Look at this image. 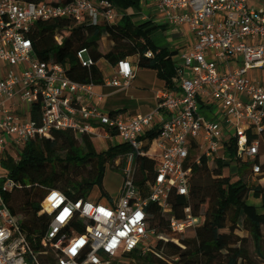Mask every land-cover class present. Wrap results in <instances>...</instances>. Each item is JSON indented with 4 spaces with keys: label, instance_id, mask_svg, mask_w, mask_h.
<instances>
[{
    "label": "built area",
    "instance_id": "built-area-1",
    "mask_svg": "<svg viewBox=\"0 0 264 264\" xmlns=\"http://www.w3.org/2000/svg\"><path fill=\"white\" fill-rule=\"evenodd\" d=\"M155 13L169 28L186 27L194 38L174 60L173 87L154 91L156 107L148 113H107L102 88L131 86L129 60L118 61L100 86L74 82L67 65L37 58L28 32L39 21L60 19L115 25L119 13L113 4L0 0V264H121L134 251L146 253L154 246L151 240L157 241L148 227V207L167 214L172 194L188 201L193 165L202 157L227 162L225 142L231 139L236 159L250 164L253 175L261 172L259 142L250 136L264 131V12L248 0H157ZM77 59L83 67L93 65L87 49L78 51ZM231 62L236 66L224 70ZM154 128L159 134L145 149L144 137ZM55 132L86 135L106 150L124 144L129 152L116 197L74 201L48 191L40 213L50 223L36 245L4 200L17 183L3 163L10 157L18 161L17 152L28 143L47 141ZM135 155L153 162V169L143 172V186L137 184ZM202 224L203 217L185 205L183 218H171L169 227L181 235ZM47 256L51 260L43 261Z\"/></svg>",
    "mask_w": 264,
    "mask_h": 264
},
{
    "label": "trees",
    "instance_id": "trees-1",
    "mask_svg": "<svg viewBox=\"0 0 264 264\" xmlns=\"http://www.w3.org/2000/svg\"><path fill=\"white\" fill-rule=\"evenodd\" d=\"M35 4H67L71 0H27ZM123 12L129 8L140 7L141 0H108ZM167 25L152 21L135 23L125 14L115 25L93 26L87 22L77 23L71 19L39 21L28 32L35 55L40 60L67 65V77L78 83L103 84L104 74L98 63L105 61L115 66L120 60L136 58L140 69L153 70L166 88H172L173 77L177 76L174 58L177 51L168 47H159L152 43V37L166 32ZM87 49L93 65L83 67L77 52ZM152 56L148 57L147 54ZM116 112V111H113ZM111 112V113H113ZM117 112H124L118 110ZM35 118V116L33 115ZM159 134L152 129L145 137L146 149ZM251 139L264 148V131L253 134ZM54 147V149H52ZM73 148L75 154L67 155ZM235 141L225 142L224 157L227 162H236L239 173L236 181L223 175L228 166L221 159L207 161L201 158L199 165H193V175L188 201L182 196L172 194L171 211L162 213L154 204L148 207L149 229L153 230L157 241L146 253L134 251L126 255L133 260L131 264H261L264 262V191L260 185H252L248 177H260L251 173V166L236 159ZM127 145L109 147L106 151L96 150L94 142L86 135L71 132H55L47 141H32L17 152L19 160L8 158L3 166L17 185L3 194L7 205L16 214L19 226L31 243H37L46 231L50 218L41 214L40 204L50 190H58L69 199L88 200L95 187L101 197L108 196L103 188L106 167L112 169L126 166ZM120 163L116 165L117 160ZM134 162L140 163L137 184L143 186L146 181L144 171L153 169V162L135 155ZM250 198L259 205L249 203ZM190 205L195 216L203 217V224L190 237L175 234L169 227L171 218H183V207ZM261 209V211L258 210ZM243 227L249 234L255 258H240L231 251L234 244L220 239V233L228 229L232 233ZM81 231L80 229H78ZM35 241V242H34ZM35 243V244H36ZM37 245V244H36ZM51 257L43 258L50 261Z\"/></svg>",
    "mask_w": 264,
    "mask_h": 264
},
{
    "label": "rangeland",
    "instance_id": "rangeland-1",
    "mask_svg": "<svg viewBox=\"0 0 264 264\" xmlns=\"http://www.w3.org/2000/svg\"><path fill=\"white\" fill-rule=\"evenodd\" d=\"M157 0H141L140 7L136 8H129L126 12L121 11L117 7H115L117 13H119L118 21L121 17L125 14L132 17V20L135 23H143L146 21H152L153 23H161L162 21L157 18L155 13V4ZM156 20V21H155ZM117 21V22H118ZM168 27V26H167ZM169 29V27H168ZM167 29V30H168ZM164 32H160L155 34L152 37V42L159 43V42H167L171 49H175L177 52L181 50V45L176 44L178 40L175 39V36H172L171 40L165 41L164 39ZM161 83L156 77V73L153 70L144 69L140 70L137 74V78L131 82V86L125 90H117L113 88H102V92L106 95L104 104L102 108L105 112L110 113L113 111L123 110V113L126 114H136V111L141 113H148L154 106V101L143 100V97H149L153 99V91L160 88ZM149 104L151 107H149ZM124 107L127 109L125 110ZM135 111V112H134ZM203 114L206 118L209 116L205 115L204 111ZM94 145L96 150L106 151L104 145L100 141H94ZM54 149V147H52ZM109 149V148H108ZM107 149V150H108ZM67 155H74V149L69 148L66 151ZM120 163V159L117 160L116 165ZM258 163L260 164L261 168L264 170V148L260 147V156L258 158ZM223 175L228 176L231 181H236L238 179L239 173L237 171V166L235 164H231L227 166L223 170ZM247 180L252 185H260L264 191V172L260 177H248ZM122 185V169L116 168L112 169L109 166L106 167L103 179V188L107 192L108 195L112 197L118 196L120 192V188ZM93 198H97L101 196V192L98 187H95L91 193ZM249 203L252 205H259L258 202H255L253 198H250ZM261 211L260 208H258ZM192 233H186L187 237H190ZM220 239L222 241H227L230 239V242L234 245L231 246V251L240 258L251 260L255 258L256 261L260 262L258 258L255 257V250L251 241L249 234L244 230L243 227L236 229L232 235L228 229L222 231L220 233ZM156 241L151 240L150 245H155ZM133 260L129 259L128 257L121 260V264H131ZM261 264H264L261 263Z\"/></svg>",
    "mask_w": 264,
    "mask_h": 264
},
{
    "label": "crops",
    "instance_id": "crops-1",
    "mask_svg": "<svg viewBox=\"0 0 264 264\" xmlns=\"http://www.w3.org/2000/svg\"><path fill=\"white\" fill-rule=\"evenodd\" d=\"M248 4H249V6L251 8L264 12V0H248ZM157 24L165 25L163 22L157 23ZM163 34L165 35L164 36V38H165L164 40L165 41H169V40H171L172 36H175V39L178 40L176 44H180L181 47L183 46L181 48V50L177 52V56L174 58L175 61H176L177 57L182 52L188 51L192 47V45L194 43V38H193L192 34L189 32V30L186 27H182V28H179V29H171V28H169ZM152 43H154V42H152ZM154 44L159 46V47H168V48H170L167 42H162L161 41L159 43H154ZM171 50H175V49H171ZM129 62L131 64L132 68H133V71H134V79L133 80H135L137 78L138 72L140 70H144V69H140V68L137 67L136 58L130 59ZM98 66H99L100 70L103 72V74L106 75V76H112V74L114 73V66H111V65L107 64L103 60L98 63ZM235 66H236V62H231L228 65H224V70H231ZM159 82L161 83L160 88L164 87V83L161 82V81H159ZM160 88H158V89H160ZM151 98L144 96L143 100L146 99L149 102L151 100L154 101V103H153L154 106L151 109V111H152L156 107V100L154 98V91H153V99H151ZM149 107H151L150 104H149ZM124 109L126 110L127 108L124 107ZM136 112H137L136 114H145V113H141L139 111H136ZM205 115L209 116L207 113H205ZM90 198L95 199V198L92 197V195L90 196ZM255 202H258V201L255 200ZM257 204H259V202Z\"/></svg>",
    "mask_w": 264,
    "mask_h": 264
}]
</instances>
